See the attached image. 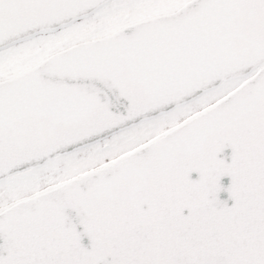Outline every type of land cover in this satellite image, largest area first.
Returning a JSON list of instances; mask_svg holds the SVG:
<instances>
[{"label":"snow or ice","instance_id":"6c2138e0","mask_svg":"<svg viewBox=\"0 0 264 264\" xmlns=\"http://www.w3.org/2000/svg\"><path fill=\"white\" fill-rule=\"evenodd\" d=\"M0 264H264V0H0Z\"/></svg>","mask_w":264,"mask_h":264}]
</instances>
